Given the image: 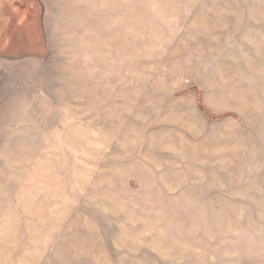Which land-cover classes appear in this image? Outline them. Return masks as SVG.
Here are the masks:
<instances>
[{
	"label": "rangeland",
	"instance_id": "1",
	"mask_svg": "<svg viewBox=\"0 0 264 264\" xmlns=\"http://www.w3.org/2000/svg\"><path fill=\"white\" fill-rule=\"evenodd\" d=\"M122 2L0 44V264H264V0Z\"/></svg>",
	"mask_w": 264,
	"mask_h": 264
},
{
	"label": "crops",
	"instance_id": "2",
	"mask_svg": "<svg viewBox=\"0 0 264 264\" xmlns=\"http://www.w3.org/2000/svg\"><path fill=\"white\" fill-rule=\"evenodd\" d=\"M1 1V4H2V1H7V0H0ZM8 1H10V3H8L7 4V6H8V10H9V15H7V14H4L3 13V11H2V7L0 6V44L2 43H4V42H6V43H4V45H2L1 46V48L3 47V46H5V48H9V47H11V42H12V40H13V36H12V34L13 33H17V31H18V28H14V29H12V27H10V23L12 22V20H13V18L14 17H16V15L18 16L19 14V12H20V10L19 9H22L23 8V6H21V4H23V1L22 0H8ZM7 1V2H8ZM27 1V0H26ZM123 2H122V6L118 3H113L114 4V8H118V10L119 9H121V8H125V3H124V0H122ZM14 2H15V4H14ZM17 2V3H16ZM108 4H109V2H107ZM110 5V4H109ZM32 6V8H33V4L31 5ZM30 6V7H31ZM115 6H117V7H115ZM175 8L174 7H172V10H174ZM24 11V13H25V16H24V18H26V16H30V11H29V9L28 10H23ZM125 11H123L122 12V15H123V13H124ZM118 13H120V11L118 12ZM257 17L258 18H261V16H263V13L261 14V13H259V11L257 12ZM206 25V24H205ZM7 33H11V35L10 36H8L7 35ZM3 40H5L4 42H3ZM8 41V42H7ZM48 43V42H47ZM49 45V44H48ZM0 48V49H1ZM3 49V48H2ZM0 57H1V55H0Z\"/></svg>",
	"mask_w": 264,
	"mask_h": 264
}]
</instances>
